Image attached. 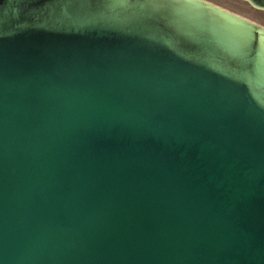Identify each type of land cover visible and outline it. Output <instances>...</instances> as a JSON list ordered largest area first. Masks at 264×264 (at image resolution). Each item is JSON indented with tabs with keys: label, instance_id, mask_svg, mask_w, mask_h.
<instances>
[{
	"label": "water",
	"instance_id": "95a60500",
	"mask_svg": "<svg viewBox=\"0 0 264 264\" xmlns=\"http://www.w3.org/2000/svg\"><path fill=\"white\" fill-rule=\"evenodd\" d=\"M0 264H264V27L0 0Z\"/></svg>",
	"mask_w": 264,
	"mask_h": 264
},
{
	"label": "rangeland",
	"instance_id": "374dc122",
	"mask_svg": "<svg viewBox=\"0 0 264 264\" xmlns=\"http://www.w3.org/2000/svg\"><path fill=\"white\" fill-rule=\"evenodd\" d=\"M207 2L213 3L223 9L229 10L240 16H245L247 18L256 20L264 24V18L260 17L257 13L250 9V7L244 6L241 0H205Z\"/></svg>",
	"mask_w": 264,
	"mask_h": 264
},
{
	"label": "flooded vegetation",
	"instance_id": "af4514ba",
	"mask_svg": "<svg viewBox=\"0 0 264 264\" xmlns=\"http://www.w3.org/2000/svg\"><path fill=\"white\" fill-rule=\"evenodd\" d=\"M242 1V3L244 4V6H246V7H250V9L251 10H253L255 13H257L260 17H263L264 18V9H258V8H255V7H253L249 2H247V1H245V0H241ZM211 4H213V3H211ZM215 5V4H214ZM217 6V5H216ZM226 10V9H225ZM227 11H229V10H227ZM229 12H231V11H229ZM233 13V12H232ZM234 14H236V13H234ZM236 15H238V14H236ZM238 16H240V15H238ZM241 17H243V18H245V19H247V20H250V21H253V22H255L256 24H258V25H260V26H262V27H264V24H262L261 22H258V21H256V20H253V19H250V18H247V17H245V16H241Z\"/></svg>",
	"mask_w": 264,
	"mask_h": 264
}]
</instances>
